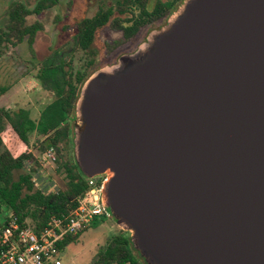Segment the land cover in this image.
Listing matches in <instances>:
<instances>
[{"label": "water", "instance_id": "95a60500", "mask_svg": "<svg viewBox=\"0 0 264 264\" xmlns=\"http://www.w3.org/2000/svg\"><path fill=\"white\" fill-rule=\"evenodd\" d=\"M76 110L77 164L147 264H264V0H184Z\"/></svg>", "mask_w": 264, "mask_h": 264}, {"label": "trees", "instance_id": "16d2710c", "mask_svg": "<svg viewBox=\"0 0 264 264\" xmlns=\"http://www.w3.org/2000/svg\"><path fill=\"white\" fill-rule=\"evenodd\" d=\"M184 0H100L96 14L80 19L73 29L71 48L64 56L56 54L39 62L34 44L37 34L44 29L40 21L30 22L48 10L59 7L61 0H37L32 7L13 1L8 7V21L0 28V48L16 49L26 44L30 63L36 72L34 79L51 93L53 101L40 113L36 121L27 109L10 110L0 107V220L13 218L18 224L41 231L53 218L68 217L87 191V178L74 155L77 123L76 104L86 80L97 70L106 67L108 56L120 47L135 41L150 26L167 22ZM58 19V17H57ZM60 19V18H59ZM104 27L120 35L99 57L94 48L97 34ZM82 53L83 65L76 67V56ZM108 54V55H107ZM7 91L1 88V94ZM49 150L56 155L54 171L62 175L61 187L44 192L37 186L34 174ZM36 151V152H35ZM67 153V154H66ZM29 171L27 172V170ZM40 171V170H39ZM57 188V189H56ZM115 219L114 217L112 220ZM98 221L92 224L94 228ZM68 236L59 244L65 253L77 243L84 232ZM90 264H147L134 247L131 234L122 231L111 237L93 257Z\"/></svg>", "mask_w": 264, "mask_h": 264}, {"label": "rangeland", "instance_id": "374dc122", "mask_svg": "<svg viewBox=\"0 0 264 264\" xmlns=\"http://www.w3.org/2000/svg\"><path fill=\"white\" fill-rule=\"evenodd\" d=\"M13 1H22L32 7L37 0H0V28H3L8 21V7ZM99 4L100 0H61L58 8L45 11L38 17L30 18V22L37 20L44 25L43 31L37 34L34 44L38 61L44 62L50 58L55 60L56 54L64 56L71 48L72 38L75 34L73 29L65 32V27L75 26L80 19L94 16ZM165 24L164 27L168 25V21ZM163 28L152 32H158ZM150 34L146 38L148 44ZM119 37L118 33L111 31L108 27L101 29L94 43V48L100 54L99 57L103 58L108 46L116 40H120ZM147 43L144 47L148 45ZM29 59L30 54L26 44L20 45L16 49L0 48V91L1 88L7 89L4 94L0 92V107L10 110L27 109L32 118L37 121L42 109L50 104L54 97L33 78L36 72ZM82 59H84L82 53L76 56L74 62L76 67L83 65ZM36 154L43 163L40 171L38 170V173L34 174V179L40 189L50 192L54 190L55 184L58 188L61 187L63 177L55 174V164L44 160L45 158L37 152ZM122 231L117 225L116 219L98 221L94 228L91 226L82 234L77 243L67 248L63 253L64 261L66 264H90L95 254L106 245L108 239Z\"/></svg>", "mask_w": 264, "mask_h": 264}, {"label": "built area", "instance_id": "2783aa9c", "mask_svg": "<svg viewBox=\"0 0 264 264\" xmlns=\"http://www.w3.org/2000/svg\"><path fill=\"white\" fill-rule=\"evenodd\" d=\"M44 158L51 164L56 161L53 150H49ZM107 181V175L87 178L88 188L79 198L77 208L68 217L53 218L39 232L21 226L10 217L0 220V264H66L58 247L66 237L78 235L91 227L96 219L113 218L102 199Z\"/></svg>", "mask_w": 264, "mask_h": 264}, {"label": "flooded vegetation", "instance_id": "af4514ba", "mask_svg": "<svg viewBox=\"0 0 264 264\" xmlns=\"http://www.w3.org/2000/svg\"><path fill=\"white\" fill-rule=\"evenodd\" d=\"M165 22H161L159 24H155L149 27V29L146 31V34H143L141 37L136 39L135 41H131L127 43L125 46H122L119 48V50L109 55L105 62L108 64L107 66H113L118 63V60L123 55H134L140 52L144 48V45L147 43L146 38L150 34V32L161 29L165 26ZM148 44V43H147ZM108 55V54H107Z\"/></svg>", "mask_w": 264, "mask_h": 264}, {"label": "crops", "instance_id": "0c3cea01", "mask_svg": "<svg viewBox=\"0 0 264 264\" xmlns=\"http://www.w3.org/2000/svg\"><path fill=\"white\" fill-rule=\"evenodd\" d=\"M120 234V233H119Z\"/></svg>", "mask_w": 264, "mask_h": 264}]
</instances>
